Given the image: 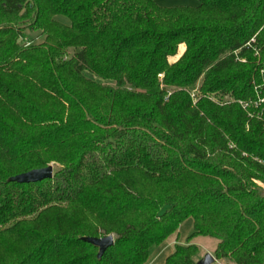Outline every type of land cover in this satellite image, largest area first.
Returning a JSON list of instances; mask_svg holds the SVG:
<instances>
[{
    "label": "trees",
    "instance_id": "16d2710c",
    "mask_svg": "<svg viewBox=\"0 0 264 264\" xmlns=\"http://www.w3.org/2000/svg\"><path fill=\"white\" fill-rule=\"evenodd\" d=\"M198 1L0 0V264H264V0Z\"/></svg>",
    "mask_w": 264,
    "mask_h": 264
},
{
    "label": "rangeland",
    "instance_id": "374dc122",
    "mask_svg": "<svg viewBox=\"0 0 264 264\" xmlns=\"http://www.w3.org/2000/svg\"><path fill=\"white\" fill-rule=\"evenodd\" d=\"M156 3H159V2H163V0H155ZM167 4H172V5H168V6H174V5H184V6H197L199 4V1L198 0H194L195 4L192 5L190 2V0H168L166 1ZM63 21H68V18H63ZM27 34L30 38H34L35 41H42L43 40V37L40 36L37 31L35 32H32V31H27ZM53 171H55L57 169V164H53ZM178 232L180 233V240L181 239H186L188 235L192 234L193 232V219L192 218H189L187 219L186 221H184L182 224H180V228L178 230ZM195 242L199 243V248H200V251H199V256L203 257L205 254H207L206 252L207 251H210L213 249V247H215V244L217 243V239L215 238H209V237H205V236H198L196 237L195 239ZM173 247L171 248H168L167 249H164L163 251L161 250L162 248L158 249V252L161 251V256L160 258L158 259L157 263L158 264H163V261L164 259L166 258V255L168 253L171 252ZM156 249H152V253H150V256H149V259H151L153 256H154V252H155ZM214 264H222L221 261H215ZM232 264V263H231Z\"/></svg>",
    "mask_w": 264,
    "mask_h": 264
},
{
    "label": "water",
    "instance_id": "95a60500",
    "mask_svg": "<svg viewBox=\"0 0 264 264\" xmlns=\"http://www.w3.org/2000/svg\"><path fill=\"white\" fill-rule=\"evenodd\" d=\"M53 168H54L53 164H50L46 167L31 169L21 174L11 176L9 180L24 184L29 182H39V180H43V179H51L54 176ZM83 239L87 242L92 243L99 249L98 258L102 257L104 252L107 250L106 248L113 245L115 242V238L113 234L103 237H88V238L86 237ZM214 260L215 257L210 253H207L203 257L197 260V264H213Z\"/></svg>",
    "mask_w": 264,
    "mask_h": 264
},
{
    "label": "crops",
    "instance_id": "0c3cea01",
    "mask_svg": "<svg viewBox=\"0 0 264 264\" xmlns=\"http://www.w3.org/2000/svg\"><path fill=\"white\" fill-rule=\"evenodd\" d=\"M166 1H168V0H163V2H159V3H157V4H160V5H162V6H168V5H172V4H167V2ZM189 1V0H188ZM191 2V4L192 5H194L195 4V2H194V0H190ZM182 6V5H181ZM184 6V5H183ZM168 7H172V6H168ZM179 243V244H181V243H186V239L184 240V239H181L180 240V234H179V236L178 237H176V236H173V237H171V238H169L168 240H166L165 241V243H162V244H160V245H152L150 248V251H152V249L154 248V249H156L155 250V252H154V256L151 258V259H149L148 258V260H147V262L145 263V264H158L157 263V261H158V259L160 258V256H161V251H159L158 252V249H160V248H162L161 250L163 251L164 249H167V247L168 248H171V247H173L172 248V250H171V252L174 250V245H175V243ZM193 243H195V244H197V246L199 247V243H197V242H195V240H193L192 241ZM216 245V244H215ZM215 248H216V246L215 247H213V249L212 250H210V251H207L206 253H210L211 255H213L214 256V250H215ZM170 252V253H171ZM150 253H152V252H150ZM170 253H168L167 255H166V257L170 254ZM201 258V256H197V258H196V261L198 260V259H200ZM166 259V258H165ZM165 259H164V261H163V264H165L164 262H165ZM215 261H221V263L222 264H234L233 262H231V261H225V260H222V259H216L215 258V260H214V262Z\"/></svg>",
    "mask_w": 264,
    "mask_h": 264
},
{
    "label": "built area",
    "instance_id": "2783aa9c",
    "mask_svg": "<svg viewBox=\"0 0 264 264\" xmlns=\"http://www.w3.org/2000/svg\"><path fill=\"white\" fill-rule=\"evenodd\" d=\"M252 40H253V39H252ZM263 101H264V98H260V99H259L257 102H255V103L257 104V103H261V102H263ZM242 104L244 105V107H246L248 103H242ZM214 263H215V262H214ZM214 263H213V264H214Z\"/></svg>",
    "mask_w": 264,
    "mask_h": 264
}]
</instances>
